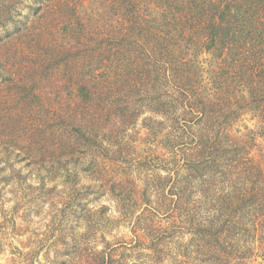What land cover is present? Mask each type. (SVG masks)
Segmentation results:
<instances>
[{"label":"trees","instance_id":"1","mask_svg":"<svg viewBox=\"0 0 264 264\" xmlns=\"http://www.w3.org/2000/svg\"><path fill=\"white\" fill-rule=\"evenodd\" d=\"M139 124L159 173L99 191L177 219L205 263L264 257V0H0V146L103 173Z\"/></svg>","mask_w":264,"mask_h":264},{"label":"rangeland","instance_id":"2","mask_svg":"<svg viewBox=\"0 0 264 264\" xmlns=\"http://www.w3.org/2000/svg\"><path fill=\"white\" fill-rule=\"evenodd\" d=\"M16 135L0 146V264H99L103 255L108 264H208L209 256L198 253L177 219L166 213L144 221V206L126 216L114 198L99 191L104 179L109 189L122 177L144 187L147 175L159 173L157 160L148 164L144 158L164 151L142 141L146 131L140 124L112 138L115 147L122 146L120 153L103 162V173L93 174L82 172L81 153L44 157L34 150L38 146L30 149L31 133ZM152 239L164 245L153 248ZM251 263L264 264V257Z\"/></svg>","mask_w":264,"mask_h":264}]
</instances>
